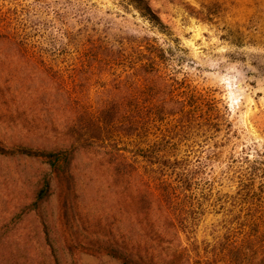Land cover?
<instances>
[{
  "label": "trees",
  "instance_id": "16d2710c",
  "mask_svg": "<svg viewBox=\"0 0 264 264\" xmlns=\"http://www.w3.org/2000/svg\"><path fill=\"white\" fill-rule=\"evenodd\" d=\"M124 1L150 31L169 36L147 1ZM188 15L213 21L210 13ZM171 43L143 31L45 37L0 28V156L44 167L17 214L34 219L43 256L201 264L191 250L201 207L191 198L201 175L193 148L222 126L213 96L184 75L188 50ZM64 61H75L72 70L56 69ZM245 173L249 181L234 194L249 214L227 208L226 232L248 223L246 239L260 238L264 264L261 155ZM222 251L242 264L241 246Z\"/></svg>",
  "mask_w": 264,
  "mask_h": 264
},
{
  "label": "rangeland",
  "instance_id": "374dc122",
  "mask_svg": "<svg viewBox=\"0 0 264 264\" xmlns=\"http://www.w3.org/2000/svg\"><path fill=\"white\" fill-rule=\"evenodd\" d=\"M145 1L158 13L169 36L150 31L124 0H0V28L6 33L45 37L106 29L143 31L160 43L177 41L188 50L191 59L183 67L184 75L193 86L213 96L222 126L218 135L201 139L193 148V161L201 175L191 198L201 207L194 215L199 221L191 250L201 264H236L222 249L241 246L239 262L263 264L258 253L260 238L246 239L251 230L248 223L244 228L232 226L235 233L227 236L224 214L230 207L243 219L247 217L249 209L234 194L235 185L249 181L245 173L249 160L256 155L264 159V0ZM189 11L213 14V21L198 20ZM74 64L64 61L55 68L68 72ZM43 168L27 158L0 156V264H121L109 257L96 260L81 254L73 262L60 253L56 260L41 254L38 237L31 235L34 219L21 221L17 214ZM258 189L264 201V183Z\"/></svg>",
  "mask_w": 264,
  "mask_h": 264
}]
</instances>
